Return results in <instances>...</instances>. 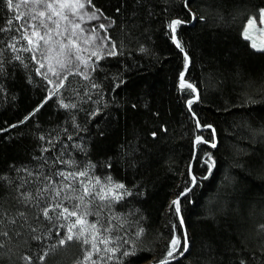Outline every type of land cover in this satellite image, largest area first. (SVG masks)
<instances>
[{
  "label": "trees",
  "instance_id": "trees-1",
  "mask_svg": "<svg viewBox=\"0 0 264 264\" xmlns=\"http://www.w3.org/2000/svg\"><path fill=\"white\" fill-rule=\"evenodd\" d=\"M90 3L109 22L117 54L93 60L87 75L70 73L53 95L25 21L0 0V206L17 207L9 183L16 169L42 171L55 189L59 171L87 173L60 198L48 196L62 205L50 219L39 215L37 223L29 212L37 232L5 226L0 264H159L185 232L188 252L168 264H264V52L244 36L264 0H190L195 19L184 0ZM177 18L185 23L173 33ZM185 187L192 190L181 198V226L171 201ZM115 192L125 194L116 201ZM85 206L99 210L102 223L111 220L113 231L103 235L113 239L114 255L92 247L105 248L92 239L95 214L73 227ZM63 208L77 216L59 215Z\"/></svg>",
  "mask_w": 264,
  "mask_h": 264
},
{
  "label": "snow or ice",
  "instance_id": "snow-or-ice-1",
  "mask_svg": "<svg viewBox=\"0 0 264 264\" xmlns=\"http://www.w3.org/2000/svg\"><path fill=\"white\" fill-rule=\"evenodd\" d=\"M27 2V0H26ZM90 3V0H88ZM33 4H39L41 5L44 9L46 10H51L52 15L57 16L59 19L67 21L68 25L70 26L69 28L65 29V33L62 34L58 30L60 28V25L57 21H53L55 23L56 27V35L61 36L65 35V41H62V48L61 51H63L64 47H69V50H71L70 46H74L76 44V41L81 40V36L85 33V29L82 28L81 24L78 22L79 20L83 19V15L81 10L85 8L84 3H80L79 0H32ZM58 5L59 9L66 10V11H58L56 6ZM7 7L9 9L19 8V4L14 5V0H7ZM184 7L186 10L189 11V14L192 15L193 19H195L194 14L191 13L190 11V0H184ZM27 16L30 21H35L39 19L40 17H45L46 12L45 11H40L38 13V16L32 15L31 13L27 14H21V16H17L16 19H21L24 16ZM52 15H48L47 19L52 20ZM95 14H92V17L94 18ZM73 17H77V19H73ZM9 24L12 23V21H8ZM185 21L177 18L174 20H171L169 22V28L173 33L176 32L177 28L180 27L182 24H184ZM39 27H43L46 29L45 35L49 37V39L45 38V35H41L40 32L37 30ZM31 28L32 31V36L37 37L38 39L34 41L30 36L27 35L28 29ZM101 29H105V26L103 24L100 25ZM77 30H79L80 35H78ZM52 29L49 28L48 24H45L43 20L40 21V24H32L28 23L27 28H25V39H27L29 45L35 44L36 50L40 52L42 56L45 55L44 52H41V47L42 45H49L50 44V39H51V33ZM106 32V29H105ZM100 39L95 35V29L91 30V32L83 36V43L88 44V43H94L96 40ZM103 40H107L109 43L108 44H101V47H111V51L108 52V55H116V45L114 43H111V38L105 35L103 37ZM176 46L180 48V50L183 52L184 49L182 45L180 44L179 41H177ZM8 47L12 50H15V43L8 45ZM28 51H31V48L26 49ZM51 51V48L49 47L48 49ZM93 56L99 57L100 53L99 51H94L91 53ZM46 58V57H45ZM15 59L19 60L20 57L16 56ZM33 59H36L34 56ZM79 59V57H77ZM185 69H187V61L188 57L185 54ZM39 62V61H38ZM3 65L0 63V69H2ZM45 65L43 63H40V68H44ZM63 67V65H61ZM39 71V69H38ZM49 71L52 73L53 76L57 77L56 81H53L52 79L48 78L47 73H41V75H44L46 79H48L49 84L54 85V91L53 95H55L58 91L59 88L63 86V79H66V77H61L60 73L56 72L53 68H49ZM183 79H184V73H181V81H182V86L183 85ZM94 87L96 85H93ZM187 87L191 88L193 92H196V88L192 84H187ZM193 101H189V106L192 104ZM74 107V105H68V104H63V107ZM38 110V109H37ZM30 117H25V120L29 119ZM23 123V121H21ZM199 123V121H197ZM15 127V125L13 126ZM210 127V126H209ZM2 131V130H0ZM214 131V130H213ZM153 136H155V133H153ZM43 139V137H41ZM71 139V137H69ZM200 142V137H197V143ZM211 147L215 148L217 147L215 142L211 143ZM61 163H70L68 161H60ZM215 166V162L213 161L212 164L209 165V171H211V168ZM18 175L15 181H9L14 187L15 190V202L17 204V207L15 210L11 208H4L3 206H0V237L8 238L9 237V231L5 227L7 226H12L13 228L16 229H21L23 228L26 224L28 227L31 229L33 233L37 232L38 229L34 228L29 224V212L30 211H35L37 213V223H39V215H42L45 219H50L49 217V212L54 211L55 209L61 208V204L57 203L55 205L47 202L48 196H51L52 193L54 192V197L53 198H60L61 192L64 191L65 189H72V180L78 178V177H86L87 173L84 171L80 172H64V171H59L56 173V175L60 176L63 178V182H61V187L59 189L53 188V179L51 176L45 175L42 171L36 170L35 172L33 170H30L28 168H19L16 169ZM108 181H111V178H108ZM66 182V183H65ZM81 183H83L81 181ZM96 184H100L101 181L99 178L96 179L95 181ZM197 180L195 176L191 177V184L196 185ZM116 189H123L124 185L123 184H116L115 185ZM192 188L191 187H185L179 195L177 196V199L172 201L171 207L174 208V212L179 215L181 213V198L187 197L188 193L191 192ZM47 194V195H46ZM125 193H120V192H115L112 195V199L119 201L122 199L123 195ZM130 195V193H127ZM85 195H91L89 193V190L87 187H85ZM79 199H83L80 197ZM99 199L101 201H105L108 199L107 196L101 195L99 196ZM77 208L79 205L76 206ZM64 213H68L69 215L77 216V213L75 211L69 212L67 208H63L62 212L59 213V215H63ZM95 214L98 219L93 222L90 227L97 233V236H93L92 239L95 240L97 237H100L99 243L105 245V248L101 249L99 246L96 244H93L92 247L95 248L96 252L99 253L100 251H111V253L114 255L116 251L118 250L117 248H111L109 249L107 245L113 243V239L111 237H105L103 234L104 233H110L113 231V226L111 224V220H108L106 223H102L99 219L100 216V211L97 210L96 213H92L87 206H85L84 211L80 213V215L77 216L76 221L73 223V227H76L78 224L83 225L86 224V217L88 215H93ZM66 218V217H65ZM115 219V217H113ZM183 217H180V224L181 226L183 225ZM99 225V228L97 227ZM175 228V225L173 226ZM71 231V230H69ZM142 231V229H141ZM17 235H19V232H16ZM139 232L137 233V236H139ZM35 239H39V236H35ZM68 240H72L73 236L69 235L67 237ZM183 240L184 243L181 246L180 244V239L176 237L175 235L170 241V248L169 251L166 254V258L161 260L159 264H168V258H173L174 253H179V255L183 256L186 252L189 250V246L187 243V234L186 232L183 234ZM61 245L65 243L63 239L59 241ZM83 243L88 244L89 240L85 239ZM127 243V241H125ZM4 246V241L0 240V247ZM128 252H124L123 255H128ZM46 255V254H45ZM111 259V257H108ZM30 259V258H26ZM85 259H91V253L85 258ZM41 260H43V256L41 257Z\"/></svg>",
  "mask_w": 264,
  "mask_h": 264
},
{
  "label": "rangeland",
  "instance_id": "rangeland-1",
  "mask_svg": "<svg viewBox=\"0 0 264 264\" xmlns=\"http://www.w3.org/2000/svg\"><path fill=\"white\" fill-rule=\"evenodd\" d=\"M51 2V0H49ZM80 3L85 4V8L81 10L83 19L79 20L78 22L81 24L82 28L85 29V33L81 36V40L76 41L74 46L64 47L63 51L62 48V41H65V35L57 36L56 35V27L53 21H57L60 25L59 32L64 34L65 29L69 28L67 21L59 19L57 16L52 15L51 10L44 9L39 4H33L32 0H14V4H19L20 7L16 8L19 16L21 14L31 13L32 15L38 16L40 11H45L46 16L40 17L35 21H30L28 17L25 15L21 18L25 21V28H27L28 23L32 24H40V21L43 20L45 24L49 25L53 31L51 33V39L49 45H42L41 52H44L45 55L42 56L40 52L36 50L35 44L31 45L33 48V52L36 57V61L39 65L40 73H47L48 78L52 79L53 81L57 80L56 76H53L52 73L49 71V68H53L56 72L60 73L61 77H67L70 73H79L82 75H87L92 67V62L95 59L101 58L103 55L108 54L112 49L111 47H101V44H108L107 40H103L105 35L108 36V26L109 22L99 13L95 8L92 7L91 3L88 0H79ZM58 11H66L59 9L58 5L56 6ZM95 14L94 18L92 14ZM52 15V20H48L47 16ZM73 19H77V17H73ZM103 24L105 29H101L100 25ZM95 29V35L100 39L96 40L94 43L84 44L83 36L88 35L91 30ZM41 35H45L46 29L43 27H39L37 29ZM32 29L29 28L27 31V35L30 36L34 41L38 38L32 36ZM78 35H80L79 30H77ZM244 36L250 41L252 47L256 50H260L264 52V9L261 10L257 17L250 18L246 26L244 28ZM46 39H49L47 35H45ZM49 47L51 51H49ZM99 51V57L91 55L92 52ZM46 57V58H45ZM79 57V59H77ZM39 61V62H38ZM40 63L45 65L44 68H40ZM63 65V67H61ZM44 76V75H43ZM45 77V76H44ZM48 80V79H47ZM65 79H63L64 82ZM51 91H54V85L50 84ZM176 198H173L175 200ZM171 201V204H172Z\"/></svg>",
  "mask_w": 264,
  "mask_h": 264
},
{
  "label": "water",
  "instance_id": "water-1",
  "mask_svg": "<svg viewBox=\"0 0 264 264\" xmlns=\"http://www.w3.org/2000/svg\"><path fill=\"white\" fill-rule=\"evenodd\" d=\"M189 60V59H188ZM199 97V94L197 95V98ZM180 216H182L181 214H180ZM185 226V225H184ZM187 243H188V240H187ZM189 246V245H188ZM171 261L169 260L168 261V263H170Z\"/></svg>",
  "mask_w": 264,
  "mask_h": 264
}]
</instances>
